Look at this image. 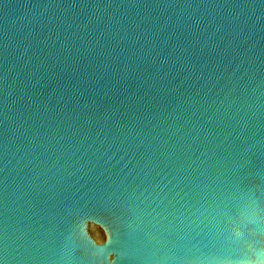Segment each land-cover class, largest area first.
<instances>
[{
  "label": "water",
  "instance_id": "obj_1",
  "mask_svg": "<svg viewBox=\"0 0 264 264\" xmlns=\"http://www.w3.org/2000/svg\"><path fill=\"white\" fill-rule=\"evenodd\" d=\"M0 264H264V0H0Z\"/></svg>",
  "mask_w": 264,
  "mask_h": 264
}]
</instances>
